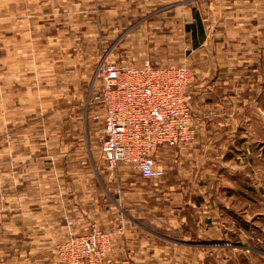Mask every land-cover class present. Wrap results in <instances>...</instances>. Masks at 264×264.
Returning <instances> with one entry per match:
<instances>
[{
  "label": "rangeland",
  "instance_id": "1",
  "mask_svg": "<svg viewBox=\"0 0 264 264\" xmlns=\"http://www.w3.org/2000/svg\"><path fill=\"white\" fill-rule=\"evenodd\" d=\"M220 2L56 0L55 4L37 3L36 8L47 12L54 5L59 18L66 9L67 26L71 18L73 73L68 90L72 91L71 97H61L53 102L42 95L64 85L63 74L53 73L63 69V63L57 61V65H52L47 57L38 63V76L28 82L24 90L15 75H0V93L4 90L3 84L11 95L19 91L27 97L24 115L19 116V121L26 124H80L82 146L74 143L71 149L74 154L87 158L89 182L84 208L89 215L88 220L98 225H105L103 222L107 220L119 226L109 230L94 225L89 230H99L109 236L110 250L103 264H264V47H260L263 51H259L257 56L258 66L250 67L246 63L238 66L235 70L237 77L232 83L234 92H239L241 87L245 89L246 85L250 90L249 96L238 94L241 96L238 100L248 107L243 119L239 116L238 120L246 126L240 132L242 155L238 152L240 144H228L226 141L224 147L214 146L211 151L207 148L202 154L187 156H180V148H160L156 156L165 176L161 180H144L128 165L108 166L100 149L102 124L91 118V108L88 111V101L101 83L98 71L102 62L119 66L142 65L146 61L158 66L183 65L194 75V84L207 81L215 59L222 57L217 61L224 60L223 50L219 48L224 42H229L228 38L240 41L239 35L227 36L226 30L235 28L237 20L224 18L222 12L226 2ZM20 5L9 2L8 7L16 12ZM32 5L25 4L26 10H33ZM198 20L202 29L192 33L187 26ZM261 20V26H264V18ZM195 38L201 42L197 50ZM261 41L264 45V38ZM251 48L248 47L249 51H233L240 60L252 59L255 52ZM221 72L223 79L219 83L218 94L225 96L231 81H224L226 71ZM80 73L82 75L77 76ZM247 76L249 82H242ZM257 76H260L258 81ZM204 84L208 85L207 82ZM29 86L33 90L30 91ZM9 98L10 103H16L17 99ZM62 108H65L64 112L57 113L56 109ZM228 135L230 132L219 134L224 140ZM6 139L7 133L0 131V154ZM214 143L209 140L210 146ZM208 151L210 154L206 156ZM70 166L79 169L77 161ZM135 221L153 232L154 237L148 243L138 241L135 244L146 245L147 254L142 257H114L119 251L118 239L124 236L123 227L134 225ZM243 223L247 228L241 225ZM70 228L72 232L67 238L50 249L56 252L58 264H65L59 254L60 247L72 234H76L73 226ZM119 229L121 231L118 232ZM42 246L50 247L52 244L42 243ZM124 249L127 251L128 246ZM12 257H8V262L0 259V264H17L18 260H11ZM37 264L48 262L41 260L40 263L39 260Z\"/></svg>",
  "mask_w": 264,
  "mask_h": 264
},
{
  "label": "crops",
  "instance_id": "2",
  "mask_svg": "<svg viewBox=\"0 0 264 264\" xmlns=\"http://www.w3.org/2000/svg\"><path fill=\"white\" fill-rule=\"evenodd\" d=\"M55 1L0 0V70L2 71L0 75L5 76L10 73L12 76L15 75L16 81L24 90L25 85L38 76V63L45 57L52 65H57V61L63 63V69L53 73L54 75L63 74L64 85H61L58 90L42 94L45 95V99L53 100V102L61 97H71L72 94V91L68 92L72 85L73 73L72 22L69 18L67 26L66 9L59 14L62 16L59 18L55 14L54 5L47 12L40 7L36 8L35 4H55ZM9 2L21 4L20 10L11 11L8 7ZM210 2L217 3L220 0H210ZM225 2V10L222 12L224 18L237 20L234 23L236 26L233 25L235 28L226 30L227 36L239 35L240 41L228 38L229 42H224V45L219 48L223 50L224 60L217 61L222 57L215 59L214 68H210L207 81L202 80L200 83L191 84L190 104L197 120V133L190 146L180 148V156L194 155L198 152L202 154L207 148L211 151V147L214 146L224 147L225 141L228 144L230 142L233 145L240 144L238 152H240L239 155L243 154L241 152L243 140L240 132L246 126L238 120L239 116L242 117L248 112V107L238 100L241 99L238 94L249 96L250 90L246 85L245 89L241 87L239 92H234L232 83L237 77L235 70L238 66L242 67L245 63L250 67L258 66L257 56L259 51H263L260 47H264L260 43L264 38V26H261V19L264 18V0H225ZM25 4H33L31 8L34 9L26 10ZM68 13H70L69 9ZM217 14L218 12H215V15ZM195 39L197 50L201 42L198 38ZM249 46L252 47L251 51L255 52L252 59L240 60L233 51H249ZM152 64L159 65L153 62ZM42 67L41 65L40 69ZM221 71H226L224 81H231L230 90L225 96L218 94L219 83L223 79ZM79 75L81 76L82 73L77 76ZM259 77L257 76V81ZM203 81L208 85L201 84ZM6 82L8 83V80ZM242 82L248 83V76ZM2 88L4 90L0 93V131L7 133V139L0 154L2 161H0V259H6L8 262V257L13 255L11 260L16 258L17 264H37L39 260L40 263L43 260L48 264H58L56 252L50 249L65 240L72 232L67 225L68 219L73 220V232L76 234L89 232L94 225H100L99 227L103 226V229L109 230L119 226L107 220L103 222L105 225L100 223L98 225L88 220L89 215L84 208L89 182L87 158H84L82 154H74L71 149L74 143L82 146V139L79 137L80 124L23 123L19 121V116L24 115V101L27 98L25 93L22 95L17 91L11 95L3 84ZM28 89L33 90L31 86ZM9 97L17 99L15 105L10 103ZM219 97H223L224 100ZM64 109H56V111L60 113L64 112ZM220 115L229 117H220ZM222 132H230V135L224 140L222 136H219ZM209 140L215 141L214 145L210 146ZM54 147L55 150H52ZM209 151L205 152L206 156L210 154ZM74 161L79 163V169H73L70 166ZM138 177L141 178L139 175ZM239 193L243 196L242 192ZM142 224L135 221L134 225L123 227L122 235L124 236L118 239L119 251L114 257L131 258L147 254L146 245L142 246V243L139 244L140 246L135 245L138 241L148 243L147 241L154 237L153 232ZM241 225L247 228V224ZM160 238L163 237L160 236ZM42 243L52 244V246H42ZM126 246H128L127 251L124 249ZM29 259L32 261L29 262Z\"/></svg>",
  "mask_w": 264,
  "mask_h": 264
},
{
  "label": "built area",
  "instance_id": "3",
  "mask_svg": "<svg viewBox=\"0 0 264 264\" xmlns=\"http://www.w3.org/2000/svg\"><path fill=\"white\" fill-rule=\"evenodd\" d=\"M100 86L88 101L91 118L102 124L103 159L110 168L128 165L144 180H161L160 148L190 146L197 133L191 107L194 75L186 66H119L102 62ZM1 170V166H0ZM72 219L67 225L72 227ZM110 250L106 233L72 234L60 247L65 264H103Z\"/></svg>",
  "mask_w": 264,
  "mask_h": 264
},
{
  "label": "trees",
  "instance_id": "4",
  "mask_svg": "<svg viewBox=\"0 0 264 264\" xmlns=\"http://www.w3.org/2000/svg\"><path fill=\"white\" fill-rule=\"evenodd\" d=\"M196 20H197V18H196ZM187 29H188L189 31H191L192 33H196L197 29H198V30H199V29H202L201 21L198 20V22H194V23L188 25V26H187Z\"/></svg>",
  "mask_w": 264,
  "mask_h": 264
}]
</instances>
